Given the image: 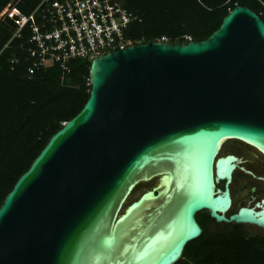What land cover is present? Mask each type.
I'll return each instance as SVG.
<instances>
[{
  "label": "water",
  "instance_id": "water-1",
  "mask_svg": "<svg viewBox=\"0 0 264 264\" xmlns=\"http://www.w3.org/2000/svg\"><path fill=\"white\" fill-rule=\"evenodd\" d=\"M88 76L82 108L0 204V264H174L201 211L264 228V199L226 216L236 164L218 156L227 139L264 153L259 15L236 5L204 40L112 50Z\"/></svg>",
  "mask_w": 264,
  "mask_h": 264
},
{
  "label": "trees",
  "instance_id": "trees-1",
  "mask_svg": "<svg viewBox=\"0 0 264 264\" xmlns=\"http://www.w3.org/2000/svg\"><path fill=\"white\" fill-rule=\"evenodd\" d=\"M41 0H14L28 15ZM11 0H0V12ZM142 20L127 37L141 43H187L207 38L236 5L253 10L264 22V0H124ZM14 22L0 19V204L18 177L62 124L89 96L90 59L75 57L28 74V25L13 35ZM203 229L174 264H264V236L241 224L217 223L206 211L196 215Z\"/></svg>",
  "mask_w": 264,
  "mask_h": 264
},
{
  "label": "built area",
  "instance_id": "built-area-1",
  "mask_svg": "<svg viewBox=\"0 0 264 264\" xmlns=\"http://www.w3.org/2000/svg\"><path fill=\"white\" fill-rule=\"evenodd\" d=\"M5 17L14 22L12 36L29 27L28 74L53 64L66 70L72 58L91 60L141 43L126 36L142 18L128 9L124 0H41L28 15L11 0L0 12V19Z\"/></svg>",
  "mask_w": 264,
  "mask_h": 264
},
{
  "label": "flooded vegetation",
  "instance_id": "flooded-vegetation-1",
  "mask_svg": "<svg viewBox=\"0 0 264 264\" xmlns=\"http://www.w3.org/2000/svg\"><path fill=\"white\" fill-rule=\"evenodd\" d=\"M233 155L235 157V168L231 174V181L228 184L231 197V206L226 216L237 212L240 207H256L258 202L264 199V153L260 152L251 145L238 140H225L221 144L218 156ZM225 181L219 180L216 188L221 191L224 189ZM207 212V211H206ZM208 213V212H207ZM225 223V222H219ZM237 224V223H226ZM251 234L262 235L260 232H251L241 224ZM254 228L264 230L254 225Z\"/></svg>",
  "mask_w": 264,
  "mask_h": 264
},
{
  "label": "rangeland",
  "instance_id": "rangeland-1",
  "mask_svg": "<svg viewBox=\"0 0 264 264\" xmlns=\"http://www.w3.org/2000/svg\"><path fill=\"white\" fill-rule=\"evenodd\" d=\"M152 184H153V182H150V181L142 182L129 199L136 197L139 193L144 191V189L149 188ZM201 212H203V211H201ZM245 227L248 228V230H250L251 232H260V233L264 234V230L254 228L253 226H249V225H245Z\"/></svg>",
  "mask_w": 264,
  "mask_h": 264
}]
</instances>
